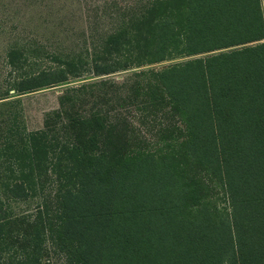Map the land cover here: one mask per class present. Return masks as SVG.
I'll return each instance as SVG.
<instances>
[{"label": "trees", "instance_id": "trees-1", "mask_svg": "<svg viewBox=\"0 0 264 264\" xmlns=\"http://www.w3.org/2000/svg\"><path fill=\"white\" fill-rule=\"evenodd\" d=\"M121 18L76 82L7 53L14 97L64 89L40 129L2 131L0 264H264V0Z\"/></svg>", "mask_w": 264, "mask_h": 264}, {"label": "rangeland", "instance_id": "rangeland-1", "mask_svg": "<svg viewBox=\"0 0 264 264\" xmlns=\"http://www.w3.org/2000/svg\"><path fill=\"white\" fill-rule=\"evenodd\" d=\"M146 1L0 0V98L9 90V98L0 101V140L2 131L14 124L19 125L22 133L40 129L45 115L58 108V98L64 89L58 86L14 97L11 87L20 72H12L7 67V53L27 51V63L31 64L26 68L28 72L57 67L55 56L69 72L70 82L89 78L92 51L119 25L123 15L141 8ZM69 63H73L76 70ZM170 63L153 67L161 68ZM124 74L112 77L121 80ZM4 173V170L0 172L3 181L8 175ZM1 200L13 214H29L36 204L35 197L10 201L1 195ZM46 260L49 264H65L63 257L52 252L46 254Z\"/></svg>", "mask_w": 264, "mask_h": 264}]
</instances>
